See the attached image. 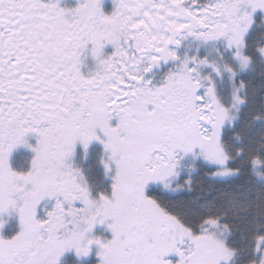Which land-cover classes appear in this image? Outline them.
I'll use <instances>...</instances> for the list:
<instances>
[{
    "label": "snow or ice",
    "instance_id": "6c2138e0",
    "mask_svg": "<svg viewBox=\"0 0 264 264\" xmlns=\"http://www.w3.org/2000/svg\"><path fill=\"white\" fill-rule=\"evenodd\" d=\"M111 5L0 0V264H264V0Z\"/></svg>",
    "mask_w": 264,
    "mask_h": 264
},
{
    "label": "flooded vegetation",
    "instance_id": "af4514ba",
    "mask_svg": "<svg viewBox=\"0 0 264 264\" xmlns=\"http://www.w3.org/2000/svg\"><path fill=\"white\" fill-rule=\"evenodd\" d=\"M75 3V0H61V4L62 6H65V5H74ZM103 6H104V11L105 12H109L111 11V0H103ZM111 51V48L110 46H106L105 48V52H110ZM89 64V66H91V61L89 60L87 62ZM30 143H34V140H30ZM30 152L25 149V148H19L17 149L16 151H14L13 153V156H12V160H13V163L15 164L20 158H23V157H28L30 156Z\"/></svg>",
    "mask_w": 264,
    "mask_h": 264
}]
</instances>
